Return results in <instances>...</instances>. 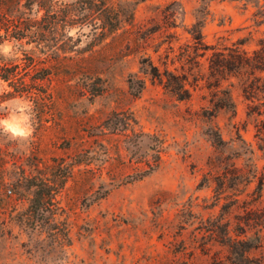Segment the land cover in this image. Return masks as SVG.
Listing matches in <instances>:
<instances>
[{"label":"rangeland","instance_id":"rangeland-1","mask_svg":"<svg viewBox=\"0 0 264 264\" xmlns=\"http://www.w3.org/2000/svg\"><path fill=\"white\" fill-rule=\"evenodd\" d=\"M107 4L120 28L97 45L71 30L66 59L0 46L17 73L0 79V179L26 178L21 200L0 192V264H264V116L248 109L263 111V95L246 100L230 76L215 88L209 70L217 50L258 48L264 0ZM193 27L208 50L195 52ZM36 179L58 186L22 223L46 194Z\"/></svg>","mask_w":264,"mask_h":264},{"label":"trees","instance_id":"trees-1","mask_svg":"<svg viewBox=\"0 0 264 264\" xmlns=\"http://www.w3.org/2000/svg\"><path fill=\"white\" fill-rule=\"evenodd\" d=\"M32 6H36L38 11H42L43 14L40 17L32 15ZM121 15L119 8L107 4V0H72L70 3L63 0H0V46L10 41L19 46L30 44L34 50L46 52L44 60L58 62L67 58L66 55L69 53L67 47L69 42H72V37L68 36L71 30L76 28L80 33L84 28H89L86 37H90V44H101L120 28ZM190 35L195 41V52L209 49L207 46H203L201 32H198L195 27L191 29ZM147 66L152 77H160L157 68L152 63ZM209 70L210 77L215 82V88L219 87L225 77H235L242 81V92L246 100L253 102L259 94H262L264 101V40H261L258 48L250 53L239 48L213 52L209 59ZM49 76V70H45L41 80H47ZM16 77L17 73L0 67L1 80L14 84ZM168 77L182 84L176 90L178 100L189 99L190 93L183 85V82H186V76H181L180 79L179 76L170 73ZM15 87L20 94L24 92L23 87ZM165 87L166 89L170 88L169 81ZM139 92H134V95ZM262 105L264 106V102ZM248 109L252 114L264 116V110L260 111L257 105H250ZM258 124L264 125V121H258ZM159 160L160 151L156 150L155 166H149V170L145 173L155 170ZM25 180L26 178L23 176L14 180L2 177L0 192L6 186L11 185L16 191L14 197L21 200V197H24L21 189ZM31 180L35 181V178ZM35 183H41L40 189H45L46 194H41L38 191L35 193L31 209H28L30 214L18 215V219L22 223L30 220L31 214L38 212L39 207L49 200L51 188L55 185L58 186L56 183L43 179L38 182L36 179ZM39 184L34 185L39 186ZM4 202L6 205H10L11 197H5ZM36 227L35 222L31 223L32 229H36ZM245 245L247 244L245 243ZM246 249L245 252L248 253L252 247L247 246Z\"/></svg>","mask_w":264,"mask_h":264}]
</instances>
